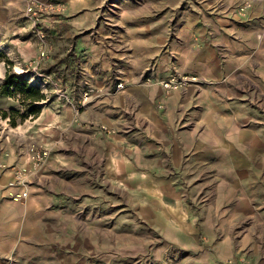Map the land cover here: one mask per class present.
<instances>
[{"label": "rangeland", "instance_id": "obj_1", "mask_svg": "<svg viewBox=\"0 0 264 264\" xmlns=\"http://www.w3.org/2000/svg\"><path fill=\"white\" fill-rule=\"evenodd\" d=\"M31 1L0 0V84L7 72H16L45 98L36 115L14 126L0 117V167L40 144L46 158L37 172L26 173L28 188L38 173L54 170L47 183L80 203L74 215L62 218L61 245L34 248V263L253 264L256 255L264 258V222L252 221L264 217V49L241 62L232 81L186 73L196 78L178 89L209 88L213 96L207 99L206 127L190 137L189 156L152 160L148 140L139 148V163L157 168L119 176L103 174L102 155L104 139L112 144L121 130L94 110L83 114L89 103L103 102L104 87H94L86 67L91 56L72 49L80 35L96 43L97 76L103 80L104 50L112 54L116 74L121 68L116 60L138 46L136 36L148 32L146 42L153 47L167 34L154 32L156 19L170 25L188 9L212 10L222 0H35L29 9ZM253 2L230 6L244 17ZM48 4L53 7H44ZM260 24L257 40L264 45V19ZM251 38L256 40L255 32ZM85 89L92 97L82 105ZM22 97L19 91L0 94V109L24 112ZM193 114L198 117L196 110ZM4 264H18L14 253Z\"/></svg>", "mask_w": 264, "mask_h": 264}, {"label": "crops", "instance_id": "obj_2", "mask_svg": "<svg viewBox=\"0 0 264 264\" xmlns=\"http://www.w3.org/2000/svg\"><path fill=\"white\" fill-rule=\"evenodd\" d=\"M226 1L222 0V5L212 10H208L207 5L196 12L188 9L186 16L176 22L173 20L170 25L156 19L151 26L159 30L154 32L167 34L153 47L148 32L136 36L138 46L135 43L125 59L116 60L121 67L116 74L112 70L115 66L112 54L104 50L107 67L103 80L97 76L101 70L96 68L97 60L101 58L97 44L80 35L72 45L76 54L91 56L85 65L95 77L94 87H104L103 102L89 103L83 114L94 110L106 123L121 130L112 144L104 139L103 174L119 176L130 171L141 174L154 171L157 166L139 163L143 159L139 148L148 140V145L152 146L150 150L154 151L150 154L152 160H169L170 154H173V160L177 154L179 160L189 156L190 137L206 127L207 99L213 97L209 88L195 90L187 87L166 92L159 84H147L145 77L150 75L161 79L175 73H193L205 79L232 81V72L239 64L249 63L253 52L264 49L257 40L262 27L260 21L264 19V0H253L244 17L232 12L230 6L240 0ZM136 29L135 33L141 32ZM251 32L256 34L254 41ZM148 37L150 46L146 45ZM90 63L95 66L93 69ZM120 80L124 87L118 89L116 83ZM162 146L169 150L168 157L159 148ZM29 166L26 155H11L0 167V264H4L5 256L13 253L18 264H35L34 248L42 245L55 249L61 245L62 218L67 213L74 215L75 205L80 204L66 196L63 188L51 181L47 183L54 170L38 173L25 198H12L11 192L15 189L8 182L15 170L28 169ZM252 221L257 225L264 222V217L254 216ZM253 246L256 249V244ZM260 256L256 255L253 264H264V258Z\"/></svg>", "mask_w": 264, "mask_h": 264}, {"label": "built area", "instance_id": "obj_3", "mask_svg": "<svg viewBox=\"0 0 264 264\" xmlns=\"http://www.w3.org/2000/svg\"><path fill=\"white\" fill-rule=\"evenodd\" d=\"M35 0H32L31 4H29V9L35 6L34 3ZM248 3V2H247ZM44 7H53L50 4L45 5ZM196 76L192 74H173L166 78L161 79H155L152 76L145 77V81L147 84H159L166 92H170L173 90H177L178 88L183 87V85L190 79H195ZM124 82L122 80L118 81L116 83V88H123ZM66 96V95H64ZM67 97V96H66ZM82 99L80 100V104L83 105V103L89 101L91 99V93L89 90L85 89L81 93ZM68 98V97H67ZM103 128H105L103 126ZM46 158V151L43 146L40 144H31L27 147L26 150V159L28 163L30 164L29 168H20L15 170L13 178L8 182L9 186H12L15 190L11 192L12 198L14 199H20L25 198L28 194V186H27V180H26V172L35 173L37 170L41 167L44 160Z\"/></svg>", "mask_w": 264, "mask_h": 264}, {"label": "trees", "instance_id": "obj_4", "mask_svg": "<svg viewBox=\"0 0 264 264\" xmlns=\"http://www.w3.org/2000/svg\"><path fill=\"white\" fill-rule=\"evenodd\" d=\"M16 91L23 95L21 104L26 106L24 112L15 107L9 110L0 109V117L7 119L13 126L23 121L29 114L36 115L40 110L38 103L45 98L40 88L30 84L22 74L7 72L4 81L0 84V94L12 95Z\"/></svg>", "mask_w": 264, "mask_h": 264}]
</instances>
